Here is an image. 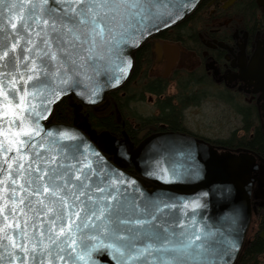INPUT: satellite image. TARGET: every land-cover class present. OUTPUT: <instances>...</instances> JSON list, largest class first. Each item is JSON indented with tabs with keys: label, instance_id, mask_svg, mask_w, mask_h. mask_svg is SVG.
<instances>
[{
	"label": "water",
	"instance_id": "obj_1",
	"mask_svg": "<svg viewBox=\"0 0 264 264\" xmlns=\"http://www.w3.org/2000/svg\"><path fill=\"white\" fill-rule=\"evenodd\" d=\"M33 2L35 0H5L6 5L17 6L11 12L0 15V54L11 49V44L15 42L14 37H22L23 49L18 46V51L13 53V64L17 59L24 61L25 55H36L29 48L28 40L37 38L27 34V29H22L21 25V20L27 15V5ZM162 2L164 6L159 9L158 14L142 30L128 34L126 40L118 46L97 40L96 47L91 51L89 46L84 45L73 53L75 66L69 64L67 69L61 68L59 73L58 63L43 69L48 72L49 82L26 101L25 111L32 115L30 119L25 118L24 126L38 133L33 136L35 143L26 147L50 158L56 157L57 150L65 152L70 147L77 156L82 155L85 158L84 162H91L94 167L98 165L97 170L103 169L114 174L108 177L110 181H123L120 192L132 204L141 208L147 205L150 211L159 206L162 210L159 223L174 226L176 231L183 230V225L209 233L204 241L208 249L206 264H234L250 222L251 198H258V191L264 185V161L258 154L246 148L220 149L171 132L152 135L137 147H127L126 143L117 140L107 131L97 134L87 127V138L74 126L51 120L54 106L66 96L85 106L101 105L107 94L121 86L130 76L134 51L149 36L182 21L193 11L199 0ZM14 23L17 29L22 30H14ZM116 30L119 31L118 28ZM4 36L8 39L4 40ZM108 39L109 36L106 35L105 40ZM37 43L42 44V41ZM256 54L245 76L249 79V84L253 85V91L261 92L257 103L261 111V127L264 129V68L259 59V51ZM4 63L0 61V65ZM24 63L30 69L32 59ZM15 71L12 66L0 67V75L3 76L0 80V144L5 145V148L12 138L11 133L20 130L19 116L17 127L10 131L7 123L15 110L14 106L20 103L19 96L25 90L34 92V88L24 85L19 76L7 75ZM20 71L24 72V68ZM27 75L33 73L28 72ZM9 80L16 81L19 91L14 98L9 96L6 99L5 93L10 90ZM64 80L67 83H61ZM105 154L111 156L112 160ZM33 155L32 151L21 150L20 156L23 158L17 162L14 160L17 156L15 148L7 155L0 152V209H3L0 211V264H32V245L28 244V251H23L24 244L18 235L19 229L10 226L5 233V225L18 223L23 228L27 221L30 233L39 235L43 230L40 225L45 222V218L40 213L32 218L33 213L25 206L28 193L21 189L22 184L25 189L29 186L18 174L22 167H29ZM9 164H12V169H9ZM37 166L34 161L30 165L32 169ZM126 168L132 169V173L126 171ZM14 180L17 181L16 184L12 183ZM36 199L35 196L32 197L33 203ZM13 208L15 220L12 215ZM4 216H8V219L4 220ZM64 223L67 224L68 221L65 220ZM14 242L20 243L22 247L15 248ZM212 249L216 251L213 252ZM92 261L94 264H116L105 250L94 252ZM36 264L62 262L59 257L54 262L51 261L45 253L43 261L37 259Z\"/></svg>",
	"mask_w": 264,
	"mask_h": 264
},
{
	"label": "snow or ice",
	"instance_id": "obj_2",
	"mask_svg": "<svg viewBox=\"0 0 264 264\" xmlns=\"http://www.w3.org/2000/svg\"><path fill=\"white\" fill-rule=\"evenodd\" d=\"M16 6L6 5L5 0H0V15L11 12ZM163 6L162 0H35L27 5V15L21 20L22 29H27V34L37 38L28 40L29 48L36 52L35 57L25 55L24 61L17 59L15 64L12 63L18 46L23 49L22 37H14L11 49L0 54V61L5 62L0 67L12 66L16 70L7 75L19 76L24 85L34 88L33 93L25 90L19 96L20 103L14 106L15 110L7 120L10 131L17 127L19 116L20 130L11 133L7 148L0 144V152L5 155L16 149L14 160L17 162L23 158L21 150L34 153L29 167H22L18 174L29 186L25 189L22 184L21 189L28 193L25 206L33 213L32 218L36 213L45 218L40 225L43 230L39 235L30 233L27 221L23 228L18 223L4 227L5 233L10 226L19 229L23 251H28V244L32 245V264H36L37 259L43 261L45 253L53 262L59 257L62 264H68V261L71 264H94L92 255L99 250L107 251L116 264H206L208 249L204 241L209 233L183 225V230L176 231L174 226L159 223L162 211L159 206L150 211L147 205L141 208L132 204L120 192L123 181H110L108 177L114 174L97 170L98 165L94 167L91 162H84L85 158L77 156L70 147L65 152L57 150L56 157L51 158L26 147L34 144L33 136L38 135L34 129L24 126L25 118L30 119L32 115L25 111L26 101L49 82L48 72L43 69L58 63L59 73L69 64L75 66L73 53L84 45L91 51L97 40L118 46L128 34L142 30ZM12 28L18 32L22 30L17 29L15 23ZM106 35L109 36L107 41ZM37 41H42V44ZM29 59H32L30 69L24 63ZM22 67L24 72L20 71ZM28 72L33 75H27ZM2 78L0 75V80ZM61 83H67V80ZM9 86L6 99L9 96L14 98L19 91L15 80H9ZM33 161L38 165L35 169L30 167ZM8 166L12 169V164ZM33 196L37 198L34 203ZM12 215L15 220V208ZM7 219L8 216H4V220ZM13 246L22 247L15 242Z\"/></svg>",
	"mask_w": 264,
	"mask_h": 264
},
{
	"label": "flooded vegetation",
	"instance_id": "obj_3",
	"mask_svg": "<svg viewBox=\"0 0 264 264\" xmlns=\"http://www.w3.org/2000/svg\"><path fill=\"white\" fill-rule=\"evenodd\" d=\"M258 51L264 68V0H199L182 21L134 51L130 76L101 105L85 106L66 96L60 100L64 113L53 116L55 105L51 120L72 125L87 138V127L97 134L107 131L127 147L171 132L220 149L239 148L232 147L234 138L250 139L255 130L264 138L261 92L253 91L245 76ZM234 117L240 127H233ZM103 118L112 127L100 124ZM258 196L251 198L250 222L234 264H264V185ZM255 240L262 248L244 256Z\"/></svg>",
	"mask_w": 264,
	"mask_h": 264
},
{
	"label": "trees",
	"instance_id": "obj_4",
	"mask_svg": "<svg viewBox=\"0 0 264 264\" xmlns=\"http://www.w3.org/2000/svg\"><path fill=\"white\" fill-rule=\"evenodd\" d=\"M65 102L60 101L56 104V108L58 109V112H55L53 116L58 117L59 113L63 114L65 111ZM100 124H102L105 127H112L111 121L109 118H103L98 120ZM232 147H239V148H246L249 149L256 154H258L260 157L264 159V138H262L257 130H255L254 135L250 139H233L231 142ZM262 241L255 240L249 246V248L246 250V253H244V256L247 255V253H250V251L259 250L262 248ZM235 264H240L239 261H237Z\"/></svg>",
	"mask_w": 264,
	"mask_h": 264
},
{
	"label": "rangeland",
	"instance_id": "obj_5",
	"mask_svg": "<svg viewBox=\"0 0 264 264\" xmlns=\"http://www.w3.org/2000/svg\"><path fill=\"white\" fill-rule=\"evenodd\" d=\"M240 125H241V122L239 121V119H238V117L236 118V117H234L233 118V127H240Z\"/></svg>",
	"mask_w": 264,
	"mask_h": 264
}]
</instances>
